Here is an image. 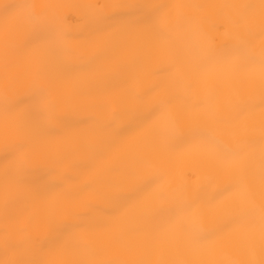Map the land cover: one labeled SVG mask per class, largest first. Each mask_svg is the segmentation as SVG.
I'll return each instance as SVG.
<instances>
[{
	"label": "snow or ice",
	"instance_id": "1",
	"mask_svg": "<svg viewBox=\"0 0 264 264\" xmlns=\"http://www.w3.org/2000/svg\"><path fill=\"white\" fill-rule=\"evenodd\" d=\"M0 20V264H264V0Z\"/></svg>",
	"mask_w": 264,
	"mask_h": 264
},
{
	"label": "bare ground",
	"instance_id": "2",
	"mask_svg": "<svg viewBox=\"0 0 264 264\" xmlns=\"http://www.w3.org/2000/svg\"><path fill=\"white\" fill-rule=\"evenodd\" d=\"M9 2V0H0V5ZM16 3H46L50 2V0H14ZM68 3H93V4H104L108 2H116V3H138L142 2V0H65ZM156 2H167V3H226V2H246V0H156ZM80 15L81 12L78 9H70L67 10V20L66 23L69 27H76L80 22ZM3 21L0 20V41L3 38ZM0 81H2V70H0ZM3 164V156H2V148H0V166ZM93 212L101 218L108 217L114 215L111 209V205L109 202L106 201H99L93 207ZM83 238L94 244V245H101L107 246L111 243V237L108 234L104 233H86L84 234ZM3 258V250L0 248V259ZM193 259H213L214 257L210 255H201L191 257Z\"/></svg>",
	"mask_w": 264,
	"mask_h": 264
}]
</instances>
